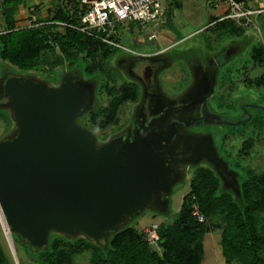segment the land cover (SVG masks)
I'll return each mask as SVG.
<instances>
[{"label": "water", "instance_id": "obj_1", "mask_svg": "<svg viewBox=\"0 0 264 264\" xmlns=\"http://www.w3.org/2000/svg\"><path fill=\"white\" fill-rule=\"evenodd\" d=\"M137 66L132 73L155 84L152 63L142 66L148 76ZM146 91L133 131L97 147L95 135L77 123L94 105V84L65 76L53 88L22 75L4 77L0 103L13 107L19 127L14 138L0 141V206L11 231L35 250L47 248L51 229L105 242L126 219L163 204L162 195L182 175L177 162L205 158L227 187L239 190L237 173L212 136L174 139L178 120L164 134L165 118L152 110L159 95L155 88Z\"/></svg>", "mask_w": 264, "mask_h": 264}, {"label": "trees", "instance_id": "obj_2", "mask_svg": "<svg viewBox=\"0 0 264 264\" xmlns=\"http://www.w3.org/2000/svg\"><path fill=\"white\" fill-rule=\"evenodd\" d=\"M21 1L0 0V14L6 21V28L0 32V77L3 75L2 70L6 68L9 72L2 78L14 71H26L39 73V76L50 81H56L59 75L65 74L90 82L95 86L98 102L95 101L93 107L77 119L79 125L92 132L98 142H105L114 134L127 129L129 124L117 127L105 136L99 132L117 121L124 105L130 103L134 108L142 98L143 86L127 78L123 70L122 66L128 58H123L120 63L115 61L117 64H114L117 53L125 51L71 27L42 23L54 20L77 23L73 14L64 7V0L49 18L36 19L30 25L18 28L13 14ZM219 18H214L210 22L213 24L209 26H217L214 33L218 36L228 33L240 35L245 28L231 19ZM134 28L142 27L133 25V30ZM56 48H59L60 53H57ZM250 55L254 63L264 64L262 44L253 46ZM145 58L148 57H137ZM246 81L248 79L245 78L244 82L250 84L249 88L257 87L258 81ZM248 105L245 104L246 116L238 119L243 128L221 138L219 154L226 159L230 153L225 143L231 134L243 133L246 127L264 131V107L257 103L252 107ZM251 108L255 111L257 109V112L253 113ZM6 116L9 117L7 112ZM229 122L233 128H237L236 120ZM253 144V141H248L243 147L244 152L247 153ZM236 160L235 158L233 163L227 161L231 162V168L238 167L240 194L223 186V180L212 164L199 165L193 169L188 177L189 190L183 196L179 210L174 213L170 211L166 222L150 227L159 235L163 257L157 255L153 246L148 243L147 232L137 230L132 224L121 226L116 232L108 234L109 239L104 242V248L89 238L48 234L47 248L35 250L19 234L18 238L29 251L38 253L35 255L39 264H70L77 255L87 250L92 253V264H201L202 241L209 230L206 217L216 215L220 217L222 226L221 260L225 264H264V173H258L254 168ZM194 205H198L203 221L194 214ZM18 238L15 239L19 241ZM0 264H11L7 261L1 244Z\"/></svg>", "mask_w": 264, "mask_h": 264}, {"label": "rangeland", "instance_id": "obj_3", "mask_svg": "<svg viewBox=\"0 0 264 264\" xmlns=\"http://www.w3.org/2000/svg\"><path fill=\"white\" fill-rule=\"evenodd\" d=\"M212 3V0H174L169 3L168 12L166 11L167 17L164 23L160 24L158 28L153 27V24H149L141 29L134 28L133 31L128 33L121 32L118 37L126 44L133 45L134 47H131L135 48L137 52L147 54L145 57H154L155 52L161 51L163 52L161 55H164L165 58L173 62L170 68L165 67L158 76H156V73L153 76L155 91L163 94L165 101H178L179 97L186 94L187 96L191 95L194 97L197 91L200 92L199 87L205 83L210 84L212 87L215 82L213 86L215 91L211 97H207L204 100H196L199 104L203 105L204 110L202 112L206 111L204 113L205 119H199L197 122L188 124L187 127L186 125H181L179 129L181 132H187L196 136L211 135L214 145L219 152L222 136L243 128L241 122H238V119L246 116L244 110L247 105L245 106V104H249L248 106L252 107L253 104L257 103L264 107V64H256L250 57L253 46H260L261 44L264 46V12L254 15L252 25L245 27L240 35L227 32L228 34L218 36L214 33L217 26H209L213 24H210V22L214 18L220 17L223 14V8H215ZM151 34H155V37L152 39L149 38ZM56 51L60 53L59 48H56ZM116 57L114 64L120 63L123 58L137 59L138 56L131 55L130 52H118ZM214 61L219 63V66L214 65ZM199 63L205 67L206 72H198ZM122 67L125 70L127 78L142 85L143 81L139 77L136 78L129 73L131 74L130 76L125 66L123 65ZM5 69L2 70L3 75L0 77V87L2 76L9 72ZM116 69L120 71V68L117 66ZM12 71L14 70L12 69ZM196 72L200 73L199 77H196ZM13 74L37 79L53 88L59 87L64 77L69 76L61 74L58 80L50 81L47 78L39 76V73L14 71ZM216 76L217 79L215 81ZM196 78L199 79L201 85H197L198 81ZM245 78L248 79L246 82L250 83H252V80L258 81V83L256 82L257 87L249 88L248 86L250 84L248 83L249 85H247L244 82ZM59 81L60 83L56 84ZM95 101H97L96 92L93 103ZM132 107L130 103L124 105L118 114L117 121L107 129L99 130L101 135L105 136L110 134L113 129L120 126L125 127L128 124L127 129L125 128L113 136H118L132 129L134 124V120L131 121L132 116L138 112V108ZM0 108V141L12 139L18 134L19 129L14 119V109L12 106L2 103L0 104ZM251 110L253 113L257 112V109L255 111L251 108ZM6 112L9 114V117L6 116ZM214 116H217L219 120L217 119V121L213 122L209 119V117L213 118ZM229 120H236L238 123L237 128L236 126L233 128ZM113 136L105 142H98L96 140L97 147L109 142ZM250 140L254 142L253 147L245 153L243 147ZM225 147L229 149L230 155L228 159L224 158L222 154L220 155L226 161L230 160L233 163V160L236 158V161L240 160L242 165L250 166L258 173H264L263 130L256 131V129L253 130L251 127H246L243 133L237 132L234 135L231 134L226 140ZM231 162L228 163L229 169L238 173V167H230ZM176 164L182 175L173 184L171 191L168 194L162 195L163 204L159 207H145L140 213L126 219L122 226L132 224L137 230L144 231L151 226H159L162 222H166L170 213H174L181 207L183 196L189 190L188 177L193 169L199 165L208 166L210 162L202 158L197 162L185 161L177 162ZM223 186L226 189H231L236 194H240V190H236L235 187H227L224 181ZM195 210L200 211L198 205H194ZM220 221V217L216 215L206 217L205 222L209 226V230L202 241L203 256L200 261L201 264H225L221 260L220 254L222 238ZM110 233L112 232H108V234ZM18 234L10 230L9 237L0 218V244L7 261L11 264H39L37 262L38 257L35 255L38 253L34 254L32 251H29L25 244L18 238ZM50 234L67 233L57 229H51L49 230ZM71 236L69 237L89 238L94 243L101 244L104 248V242L91 239L84 232H78L73 237ZM15 238H18L19 241ZM108 239L109 237L107 235ZM10 241L13 246H11ZM152 249L157 255L163 257V249L161 246H153ZM70 264H92L91 251L87 250L77 255ZM232 264L240 263L235 262Z\"/></svg>", "mask_w": 264, "mask_h": 264}, {"label": "built area", "instance_id": "obj_4", "mask_svg": "<svg viewBox=\"0 0 264 264\" xmlns=\"http://www.w3.org/2000/svg\"><path fill=\"white\" fill-rule=\"evenodd\" d=\"M174 0H64V7L73 14L77 23L65 21H45L71 27L84 34L95 37L130 52L134 56L145 57L130 45L120 40L121 32L133 31V25L144 27L153 24L158 28L164 23L169 3ZM215 8H223L220 20L231 19L238 26L252 25L254 15L264 12V0H212ZM36 20L33 19L32 22ZM31 22V23H32ZM30 23V24H31ZM155 34L149 36L154 38ZM200 221L203 215L195 210ZM147 241L152 246H159V235L155 229L147 228Z\"/></svg>", "mask_w": 264, "mask_h": 264}, {"label": "crops", "instance_id": "obj_5", "mask_svg": "<svg viewBox=\"0 0 264 264\" xmlns=\"http://www.w3.org/2000/svg\"><path fill=\"white\" fill-rule=\"evenodd\" d=\"M61 1L62 0H31V1L22 0L21 2H18L17 11L13 14V19L15 20L16 26L18 28L26 27V26L30 25V23L32 22L33 19L45 20L46 18H49L50 16H52L54 14L55 10L62 5ZM167 12H168V10H167ZM166 17L167 16H165V19H166ZM5 28H6V21L2 18L1 14H0V32L3 31ZM130 46H133V45H130ZM155 53L156 54H154L155 55L154 57L146 58V59H142V60L141 59L138 60L136 58H133V59L128 58L126 60V62L124 63V66H126V64H127L125 69L127 70L128 74L132 72L131 68H129L128 63H127L128 60L134 62L132 64V68H134L138 64L137 67H139V72H141V71L143 72L144 67L142 68V66L145 64H149L151 61L152 65H154V67H155L156 71H154V72L156 73V76H158L160 74V72H162V70L165 67L170 68L172 66L173 62L171 60H168L167 58H165L164 55H161V54H163V52L160 51V52H155ZM213 64L219 66V63H216L215 61L213 62ZM200 71L206 72V69L202 64L199 63L198 72H200ZM131 74H129V75L131 76ZM199 75H200V73L196 72V77H199ZM133 76L136 77L135 75H133ZM216 79H217V76L215 78V81H216ZM138 80H140V79H138ZM196 80L198 81L197 85L201 83L198 78H196ZM141 83H142V81H141ZM214 84H215V82H214ZM214 84L211 87L210 84L205 83L203 86L199 87L200 92L197 91L195 93L194 97L191 95H188V96H191L192 99L195 101L197 99H199V100L200 99H203V100L207 99V97L208 98L211 97L213 95V92L215 91V89L213 87ZM142 86H143V92H144V84L143 83H142ZM161 95L163 96V94H161ZM142 96H143V94H142ZM185 96H187V94ZM179 98H178V100H179ZM172 102H177V101H172Z\"/></svg>", "mask_w": 264, "mask_h": 264}, {"label": "flooded vegetation", "instance_id": "obj_6", "mask_svg": "<svg viewBox=\"0 0 264 264\" xmlns=\"http://www.w3.org/2000/svg\"><path fill=\"white\" fill-rule=\"evenodd\" d=\"M127 63H128L129 68H131L132 64L134 62L128 60ZM126 66H127V64H126ZM148 72H149V68L146 67V69L144 70V75L148 76ZM132 75H134V74L132 73ZM150 75L152 76V69L150 70ZM154 75H155V72H154ZM149 85L150 86H147L144 84L143 96H142L139 104H137V106H135L136 108H139L141 106V104L144 100V95L147 94L146 89L150 87V89L154 90L155 84L153 83V84H149ZM157 94L159 95V97L157 98L159 103L152 110H154V111L157 110L156 111V112H158L157 117L161 116L162 120H163V118H165V121L163 120V124L165 125V128L163 129L164 134L167 131H169L174 126V122L178 120L179 123L175 124L176 132L174 133L173 138L175 139L178 136H189V135H191L190 133L181 132V130L179 129L180 126L186 125V127H187L188 124L197 122L199 119H201V120L205 119L204 113H206V111L202 112V110H204L203 105L199 104L198 101H195L193 99H191L189 101V98H187V96L183 95L177 101V102H179L178 107L176 109H174L173 106L170 105L171 103L167 99H166L167 101H165L164 100L165 98L160 93H157ZM181 103H183V104H181ZM199 108H201V109L199 110ZM177 114H178V116L176 117ZM149 118L151 119L152 117L150 116ZM209 119L212 120L213 122L217 121V119L219 120V118L217 116H214L212 119H211V117H209ZM133 120L135 121V115L132 116L131 121H133ZM160 122H161V119H160ZM130 126H132V125H130ZM133 129H134V127L132 128L131 132L133 131ZM129 130H127L123 133H126ZM122 134H120V135H122ZM120 135H118V136H120ZM130 138H132V137H130ZM174 169L179 171L176 163L174 164Z\"/></svg>", "mask_w": 264, "mask_h": 264}, {"label": "bare ground", "instance_id": "obj_7", "mask_svg": "<svg viewBox=\"0 0 264 264\" xmlns=\"http://www.w3.org/2000/svg\"><path fill=\"white\" fill-rule=\"evenodd\" d=\"M59 83H60V81H59V82H56V84H59ZM0 218H1V220H2V223H3V225H4V229H5L6 233H7L8 236L10 237V227L8 226V224H7V222H6V219H5V217H4V214H3V211H2V209H1V206H0ZM10 243H11V246H13L11 241H10Z\"/></svg>", "mask_w": 264, "mask_h": 264}]
</instances>
